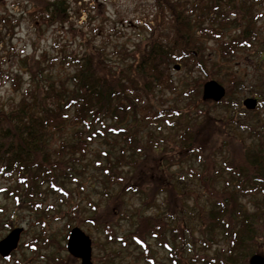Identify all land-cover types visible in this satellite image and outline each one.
<instances>
[{
  "label": "trees",
  "instance_id": "obj_1",
  "mask_svg": "<svg viewBox=\"0 0 264 264\" xmlns=\"http://www.w3.org/2000/svg\"><path fill=\"white\" fill-rule=\"evenodd\" d=\"M155 1L157 9L152 23H148L149 33L131 50L124 47L120 51L125 61L119 64L110 58L105 43H95L82 27H74L71 1L27 0L32 6L28 10L32 23L38 30L69 24L82 43L69 54L62 51L60 63L69 70L65 76L59 68L53 71L59 64L58 57L33 54L23 58L21 65L29 79L26 85L15 79L21 97L8 101L11 104L7 107L0 106V169L5 177L17 182L8 185L6 191L16 200L32 201L43 188L63 193L64 198L72 196L68 184L75 180L69 178L81 174L92 162L104 173V186H109L105 201L115 204L106 203L103 210L97 206L93 210L96 227L107 233L105 244L117 241L127 251L136 249L138 260L149 264H246L251 254L264 253V207L259 205L255 212L243 202L254 195L258 198L256 204L264 205V129H256L261 133L249 137V141L234 130L222 129L225 143L217 148L224 150L220 167L211 157L216 146L212 135L192 129L196 115L183 114L188 120L179 126L185 127L171 129V134L163 137H155L149 129L146 140L139 136L141 129H126V120L138 117L150 125L165 116L179 115V110L163 108L164 91L178 90L179 84L172 77L176 63L192 76L198 71V79L194 78L197 86L189 92L190 97L193 94L198 99L208 79L215 78L226 87L235 82L232 70L227 73L229 78L220 76L223 64L229 56L247 49L246 44L251 43L249 48L252 42L260 41L257 12L264 7V0ZM13 19L12 13H0V30L6 27L4 34L0 32V42L7 32L14 33L19 19L16 23ZM210 40H215L214 50L220 53L221 60L216 63L206 53ZM106 120L110 129H102L103 134L113 133L116 141L120 136L126 146L116 154L104 149L107 155L102 163L101 149L92 160L89 148L98 135L95 123ZM238 144L242 146L237 148ZM147 148L160 152L162 158L169 156L174 160L171 164H188L187 169L196 172L195 183L202 184L206 199L203 205L197 204L194 215L199 224L194 232L180 203L183 195L190 193L184 187L182 194L176 191L174 173L161 176L151 172L148 178L133 175L144 162H150L157 171L161 168V164H154V153L146 152ZM196 162L200 170L193 167ZM116 185L119 192L113 195L110 190ZM129 192L143 194L145 205L162 207L164 212L130 214L124 202ZM162 193L173 198L168 199V206L167 199L159 201ZM178 212L181 216L175 215ZM118 219L130 222V229L119 238L113 227ZM153 242L166 251L164 258L156 257ZM187 248L191 251L185 254ZM120 250L104 254L103 264H116L123 257Z\"/></svg>",
  "mask_w": 264,
  "mask_h": 264
},
{
  "label": "rangeland",
  "instance_id": "obj_2",
  "mask_svg": "<svg viewBox=\"0 0 264 264\" xmlns=\"http://www.w3.org/2000/svg\"><path fill=\"white\" fill-rule=\"evenodd\" d=\"M69 1H71L72 9H75L72 10L73 16L71 18L74 22V27H82L87 33V36L92 38L91 40L95 43H105L108 49L107 51L110 52V58L119 64L125 61L122 58L124 54L120 53V51L124 47L131 50L135 43L140 42L142 37L149 33L148 23H152V16L157 9L155 0ZM31 7L27 3V0H0V13L7 12L14 14L15 19L13 20L15 23L19 19V23H16L14 33L10 34L7 32L8 34L5 36L4 41L0 42V64L2 66L0 75V106L6 104L7 107L11 104L8 101L11 99L18 101L21 97L20 89L17 90L15 88V84L17 83L15 79H17L18 83L22 82L25 85L29 79V75L25 74L24 64L21 65L24 57L33 54L36 56L45 54L49 57H58L59 64L53 68V71L55 72L59 68L58 70L62 71V75L65 76L69 70L60 63L62 51L69 54L76 48L77 44L81 45L82 43L81 37L75 31L71 30V28H68L69 24H66L64 27L53 25L48 26L45 30H38L32 23V16L28 12ZM257 14L259 19L257 18L256 32H258V40L260 41L256 43L252 42L249 48L248 46L251 43L246 44L247 49L242 52H237L233 56H229L226 62H224L225 64H223L224 69L221 71L220 76L229 78L230 76L227 74L229 70H232L236 76L235 82L228 84L226 87L228 91L223 95L225 97L224 101L221 100L215 103L216 100L211 99V101L205 102L202 97V91L198 99L193 94L190 97L189 92L195 90L197 86L194 78L198 79V71L194 72L192 76L185 67L181 66L178 70L173 68L172 77L179 84L178 90L173 92L172 90L166 89L164 91L163 97L166 98L163 108L179 110V115L174 117L165 116L161 121L150 125L144 124L138 117L137 120H134V117H128L126 120V129H145L144 133L139 132V136L143 140H146L148 137L149 129L155 132V137H163L164 135L171 134V129H183L185 127L184 125L179 126V123L184 124L188 120V116H184L183 114L186 113L189 116L196 115L198 118L194 121V128L192 129H198L199 133L203 132L208 137L212 135L214 142L216 141V146L211 151V157L221 167L224 160V150H218L217 148L220 144L225 143L222 129H226L227 131L234 130L238 134H241L240 137L245 136V139L248 141L251 140L249 138L252 137L251 133L247 132L246 134V131L238 129H264L263 6L259 7ZM3 29L6 30V27L3 26ZM4 30H0V32L4 34ZM226 35L229 34L225 33ZM206 44L208 48L206 53L211 62L216 63L214 61L218 62V60H221L219 59L220 53L215 52L217 50L215 40H210ZM126 57L129 58V56ZM183 77L185 79L181 81L180 79ZM247 97L259 98L260 102L258 106L254 109H247L243 104V100ZM165 110H167V113L170 112L169 109ZM206 111L208 112L205 113ZM166 118L168 120L165 121ZM108 122L106 120L103 123H95V129H110L108 128ZM102 135L103 131L91 143L89 158L92 160L96 159L98 149L106 148V150L116 154L120 153L123 145L126 146L125 141L119 136L117 137V141L110 144L108 140H113L114 134H109L107 137H103ZM126 149H129V147H126ZM150 151L152 150L149 148L146 149V152ZM152 154V157H155L153 160L154 164H161V168L158 170L159 172L153 168L154 165L150 164V162H144L140 169L133 171V175L137 173L140 178H148L151 172H155L161 176L163 174L174 173L176 191L182 194L184 187V190L190 193L187 196L183 195V199L180 201L182 211L186 213L182 214L186 215L188 223H195L197 219L194 213L197 211V204L203 205L206 199L203 194L202 184L199 181L195 183L196 172L192 168L191 170L187 169L188 164H183L182 166H179L177 163L171 164L174 160H171L169 156L167 159L160 157L162 156L160 152L152 151ZM102 161L105 162V158ZM96 167L95 164L90 162L81 171V174H75L76 177L69 178L71 180L77 178L81 181V183L74 182L68 184L69 191L72 192V196L68 195L69 200L64 199L63 193L52 192L51 190L43 188L41 190L42 196L38 197L42 202V206L39 207L41 210L34 212L30 210L31 208H20L17 210L19 211L17 212L19 214L18 216H16V212L14 211V198L4 191L8 185L12 186L16 184V181L10 177H5L0 169V209L3 210L5 208V211L1 212V214L3 215V219L4 217L6 219V225L7 223L10 225V227L9 225L0 227V240L14 226H24L26 229V232L22 233L21 242L32 241L35 234L39 231L41 232L43 228L45 229L46 237L49 239H47V242L44 239L35 240V244L38 245L36 251L31 250L29 246L23 244L22 247H18L16 251L14 250L15 253L9 260H5L0 256V264H43L41 254L49 258L44 261V264H54V260L59 259L62 261L63 258L67 259L69 256V264H81L80 259L75 258L65 247V237L71 226H79L92 236L93 256L95 257H93L94 264H103L100 256L103 252V246L106 249H121L120 251L123 257L118 258L116 264H149L146 260V262H140L138 260L135 254H138L139 251L136 249L127 251L121 247L120 243H115L111 246L103 243L105 241L103 229L101 227L96 228L92 224V221H87V218H85L88 215H93L95 206L103 210L106 203L108 206L115 205L105 201V193L108 191L109 186H104L101 180L104 179L103 172ZM193 167L196 170H200V165L197 162ZM110 191H112L113 195L117 194L119 192V186L112 187ZM144 197L143 194L129 192L124 198L127 211L130 214L134 211L140 214L164 212L162 207L157 208L155 205H145L143 203ZM65 198L67 197L65 196ZM163 199H167L166 206H168V199L170 198L166 193H162L159 196V201ZM257 199L254 195H248L243 199V202L249 210L256 212L259 205L264 207L262 203L256 204ZM17 203L25 206L28 201H17ZM179 216H181V212H179ZM120 219H118V224L115 223L114 226L112 225L117 234L130 229L129 220ZM155 248L156 257L159 260L166 256V251L160 248L157 243Z\"/></svg>",
  "mask_w": 264,
  "mask_h": 264
},
{
  "label": "water",
  "instance_id": "obj_3",
  "mask_svg": "<svg viewBox=\"0 0 264 264\" xmlns=\"http://www.w3.org/2000/svg\"><path fill=\"white\" fill-rule=\"evenodd\" d=\"M180 65H175L176 69H179ZM225 94V88L219 84L216 80H210L206 82L203 89V97L205 99L220 100ZM244 104L247 108L253 109L256 107L257 99L248 97L244 100ZM21 230H14L5 239L0 241V253L6 255L14 249L19 240V234ZM68 247L70 252L76 256L82 258V264H92V241L81 229L74 228L69 238ZM251 264H264V257L260 254H254L250 259Z\"/></svg>",
  "mask_w": 264,
  "mask_h": 264
},
{
  "label": "bare ground",
  "instance_id": "obj_4",
  "mask_svg": "<svg viewBox=\"0 0 264 264\" xmlns=\"http://www.w3.org/2000/svg\"><path fill=\"white\" fill-rule=\"evenodd\" d=\"M227 93L226 89H225V94ZM243 131H246V134L247 132L251 133L252 137L255 138V136L260 132L256 129H243ZM242 146V144H238L237 148Z\"/></svg>",
  "mask_w": 264,
  "mask_h": 264
}]
</instances>
